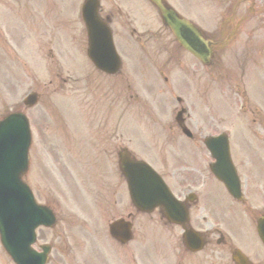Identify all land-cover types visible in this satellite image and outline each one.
I'll return each mask as SVG.
<instances>
[{
    "label": "flooded vegetation",
    "instance_id": "flooded-vegetation-1",
    "mask_svg": "<svg viewBox=\"0 0 264 264\" xmlns=\"http://www.w3.org/2000/svg\"><path fill=\"white\" fill-rule=\"evenodd\" d=\"M167 1L180 15L191 20L195 25L213 27V30L217 32L218 39L215 40V60H217L215 76L219 85L217 97L219 101L222 100L223 89L232 96V140L239 144H264V117L261 114L264 109H260V105L254 103L237 104V97L246 95L252 89L251 85L255 80L264 87V0ZM185 2L191 4L192 9L185 10L183 7ZM198 14H201L202 17L198 18ZM104 21L111 23L113 36L121 44L129 41V35L132 36L136 33L132 27L129 29V24H120V19L114 18L110 12L105 14ZM225 33L228 35L225 36ZM141 36L148 39V41H143L141 48L144 46L153 47L154 45H161V47L150 50V54H145L138 60L133 58L131 62L128 61L130 57H124V62L121 63L119 71L113 76L99 72L107 80V110L118 109L119 111L118 119L112 127H116L120 136L115 138V143L111 147L113 150L105 148L102 151H91L93 153L86 154L91 155L95 160L103 159L108 169L111 170L114 169V165L119 168L118 158L123 156L125 152L123 143L139 144L143 141L150 143L153 145L152 149L158 150V157L166 161L169 157L167 158L161 153L163 144L183 140L194 143L196 149L200 150L197 145L200 142L203 143L206 137L201 132V125L199 126L192 119L189 111L192 99L188 81L189 75L204 76V68L191 63L188 56L181 55V52L175 48L173 41L163 40L160 37L156 39L154 34H141ZM149 37L155 38L150 39ZM225 50L230 53V62L228 66L221 67L222 54ZM183 57H185V61H182ZM173 68L178 75L176 78L173 76ZM87 69L88 74L94 72L91 67ZM142 70H148V72L143 74ZM223 75L229 76L226 78L228 82L225 87H222ZM74 84L75 90L78 91L79 81L75 79ZM142 109L149 112L148 117L154 127L152 132L154 135L144 136L142 137L144 139L140 140L134 135V131L138 129L137 112ZM127 110H131L133 113L127 114ZM243 119L248 125H239V123L244 122ZM182 127H186L191 135L184 136ZM243 129L246 130V135L242 134ZM126 134H129L127 140H125ZM136 148L141 150L139 147ZM258 150L260 151L258 153H246L245 160L239 165V168L257 170L260 173L264 168V150L262 147H258ZM146 151L151 153L150 148H147ZM199 153L203 154L201 151ZM48 159L50 160L48 166L42 168L41 185L57 189L73 187L77 190L79 183L64 172L63 168L60 167L59 160L53 155H49ZM201 162L202 166L207 165L205 155L202 158L200 155H197L196 158L184 155L177 162L175 169L169 166L167 170L162 169L163 173L160 174L174 196L176 195L178 200H182L184 206L193 215L195 205L199 203V197H188V189L186 188L194 187L192 183H196L195 186L197 187L199 186L196 176L200 174L199 170H202L197 166ZM168 164L169 162L165 166ZM89 183L93 188V190L87 189L90 204L100 213H103V216L109 212L111 207H117L123 213L125 212L127 198L124 190L119 189L122 186L110 184L101 175ZM197 187L194 188L197 189ZM179 190L180 192H178ZM184 192L186 194H183ZM196 210L197 213L201 211L200 208H196ZM156 211L159 215L162 214L160 209ZM128 216L131 217V214L128 213ZM221 240V243L225 244L223 237ZM103 256L106 260H102L100 257H89L85 264H141L142 260L140 253L122 254L118 258L112 259L106 255ZM75 258H71L72 263L67 262L65 264H84L82 258L80 260H75ZM93 259H98V261H91Z\"/></svg>",
    "mask_w": 264,
    "mask_h": 264
},
{
    "label": "rangeland",
    "instance_id": "rangeland-1",
    "mask_svg": "<svg viewBox=\"0 0 264 264\" xmlns=\"http://www.w3.org/2000/svg\"><path fill=\"white\" fill-rule=\"evenodd\" d=\"M22 1L19 0L20 4H18L15 0H0V115L13 107H18L19 110H22L20 106L21 98L24 97L27 90L37 89L40 92L38 105L31 110L23 111L31 124L33 137L31 158L32 156L33 159L34 156L37 157V152H59L63 159L70 161L73 158V156L71 158V154H74L73 143L67 138V135L71 136V133H66L64 129L66 128V131L73 130L75 124L71 123V120H76V118L71 116V109H74V103L76 104L78 99H75L76 94L71 89L70 81L61 82L54 77L51 71L54 70L55 66L52 65L56 58L64 65L67 59H72L71 54L81 57L85 62L82 57V46L79 42L81 34L77 35L82 29L75 22V15L73 14L74 12L78 15V5L74 3H78L79 0H38L33 7L36 12H42L44 9L51 12H65L68 10L65 16H54L51 13H46L44 17L43 15L35 16L37 21L39 19L42 20V27L39 29H32L34 25L30 20V15L28 16L22 10H18L19 7H22ZM119 1L121 7H123L122 9L129 15L131 20H133L132 16L134 18L138 17L139 9L141 8L136 5V12L134 13L133 5L128 6L126 0L125 2L121 0H106L107 5L105 7H112V3L120 6ZM144 6L147 5L144 4ZM183 7L187 11L192 9L191 4L187 2L184 3ZM197 17L201 18L202 15L198 14ZM145 22L143 20V23ZM138 25L139 27L143 26V24ZM64 32L65 36L62 34ZM75 35L77 36L75 37ZM4 40L6 42H3ZM69 41L74 42L73 45L68 44ZM77 60L78 58L76 62ZM70 72H63V78ZM206 84H208L206 86L207 89H212L214 83L207 82ZM93 100L99 102L102 99L94 93ZM81 105V111L84 114L85 112L89 113L88 120L86 119L89 126L95 127L98 121H103V119H94L95 116L89 112V105H86L84 101ZM214 109V97L211 95V101L208 105L202 107V111L208 114L209 110L213 114ZM191 112L193 114L195 112L198 115L199 110L197 108L194 110L191 105ZM227 130L230 131L228 128ZM92 135L96 137L98 134L93 131ZM236 146L232 144L237 156L241 159L244 157L241 150L244 152L247 150L243 145ZM248 147L251 148V145L246 144L247 149ZM256 150L257 148L252 151ZM252 151L249 150L248 153ZM157 162L159 165L160 161L157 160ZM32 170L33 168L31 169V174ZM246 176L250 179L249 176L251 175ZM115 183L122 185V183L117 181ZM88 188L89 184L87 182H79V188L75 190L79 195L80 191L84 193ZM50 192L57 194L52 195ZM43 193L46 196L43 194L39 195L43 203H48L55 210L58 217L55 228L37 231L40 243H47L52 246L51 264L72 263V257H76L75 260L82 258L84 264L89 260V257H100L102 260H106L103 255H107L112 246L107 239V225L118 217H124L123 211L117 207H111L109 212L104 214L103 220H101L102 215H99L98 210L89 204L90 199L87 196L76 201L74 199L78 198V196L73 192L57 188H50L49 191L43 190ZM83 193L82 195L85 194ZM218 193L222 195L219 189ZM218 198L220 201L221 199L224 200L220 196ZM253 204V207L258 211H264V197ZM125 209V214L131 211L128 204ZM219 215V218L222 219L217 222L226 226L229 224L228 219H232L234 216L233 213L229 212L224 216L221 213ZM75 218L81 220L80 222H86H82L85 224L83 228H81L82 223L74 222ZM160 226L162 225L155 215L136 217L133 222V228L136 233L135 239L129 246L132 248L127 249L133 251V247L140 245L141 251L148 254L146 258H153L149 255L151 252L157 255L151 264H179V258L182 261L184 258L180 256L181 245L177 239L178 232L175 229L168 230V227L163 226L161 229ZM236 231L234 234L238 239ZM247 242L250 250H261L254 235L250 234V232L241 241L245 246H247ZM171 248L177 254L169 253ZM61 253L62 256H60ZM217 256L219 258L222 257L220 254ZM91 261L95 262L98 259ZM194 263L197 264V260ZM0 264H11L1 247Z\"/></svg>",
    "mask_w": 264,
    "mask_h": 264
},
{
    "label": "water",
    "instance_id": "water-1",
    "mask_svg": "<svg viewBox=\"0 0 264 264\" xmlns=\"http://www.w3.org/2000/svg\"><path fill=\"white\" fill-rule=\"evenodd\" d=\"M152 2H154L155 0H150ZM161 11V14L164 18L166 19H169L171 16H170V13L164 9V8H161L160 9ZM169 17V18H168ZM178 28V27H177ZM180 30V28L178 29ZM181 39V38H180ZM18 215V212L17 213H14V216L16 217ZM7 217L9 218L10 215L8 214L7 216L3 215V212H0V225H2V228L5 226V223H6V220H7ZM112 232L114 235H116L117 233H124L126 232V226L123 225L122 223H118V224H114L113 227H112ZM4 243L6 244V240H4ZM9 252V251H8ZM10 253V252H9ZM11 254V253H10ZM14 255V253H12Z\"/></svg>",
    "mask_w": 264,
    "mask_h": 264
}]
</instances>
